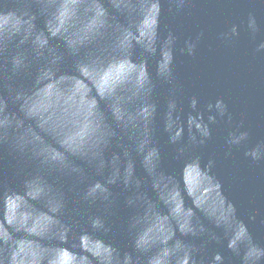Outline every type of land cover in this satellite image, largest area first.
<instances>
[{
    "label": "water",
    "instance_id": "95a60500",
    "mask_svg": "<svg viewBox=\"0 0 264 264\" xmlns=\"http://www.w3.org/2000/svg\"><path fill=\"white\" fill-rule=\"evenodd\" d=\"M261 43L264 0H0V264H264Z\"/></svg>",
    "mask_w": 264,
    "mask_h": 264
},
{
    "label": "clouds",
    "instance_id": "9594fccd",
    "mask_svg": "<svg viewBox=\"0 0 264 264\" xmlns=\"http://www.w3.org/2000/svg\"><path fill=\"white\" fill-rule=\"evenodd\" d=\"M255 24V18L254 17H250V24H249V26L250 27H252L253 25ZM235 28L233 29V32L235 33ZM258 50H264V43H261L260 45H259V48H258ZM253 155H255V154H253ZM231 246V245H230ZM216 259H220V257L219 256H217L216 257Z\"/></svg>",
    "mask_w": 264,
    "mask_h": 264
}]
</instances>
